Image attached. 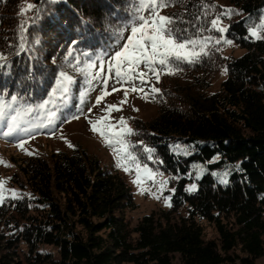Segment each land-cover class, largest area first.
<instances>
[{"label": "trees", "instance_id": "1", "mask_svg": "<svg viewBox=\"0 0 264 264\" xmlns=\"http://www.w3.org/2000/svg\"><path fill=\"white\" fill-rule=\"evenodd\" d=\"M226 1L176 0L161 10L185 36L213 37L198 62L160 73L153 86L160 92H149L155 113L133 120V148L154 149L174 190L171 207L132 224L127 211L135 202L124 177L79 146L21 160L22 179L10 180L20 198L6 193L0 204V264H173L175 254L181 264H255L264 255V40L248 31L264 19V0ZM21 2L0 0V54L8 62L0 69V93L33 105L48 98L62 70L74 84L85 82L72 67L76 57L81 67L89 58L106 59L123 42L117 30L136 6V0H32L38 11L27 19ZM227 9L236 11L224 15ZM217 16L242 54L224 55L223 42H215L222 34L211 25ZM221 70L219 88L209 91ZM172 143L190 153H175ZM193 161L229 169L227 183L206 171L187 191ZM204 223L215 239L204 237Z\"/></svg>", "mask_w": 264, "mask_h": 264}, {"label": "snow or ice", "instance_id": "2", "mask_svg": "<svg viewBox=\"0 0 264 264\" xmlns=\"http://www.w3.org/2000/svg\"><path fill=\"white\" fill-rule=\"evenodd\" d=\"M56 2V0H52ZM176 2V0H136V6L132 12L131 18L127 24L117 30V43L120 39H124V43L119 47V50L114 51V54L110 55L109 59L105 61L100 59L99 70L93 74L92 70L96 67V62L91 58L83 62V67L80 66V57H76V64L72 65L75 72L82 74L86 78V83L91 85L93 80L99 79L105 70L107 65L108 73L114 71L115 77L118 82H131L134 79H139L141 83H145L148 72L155 76L156 80L160 79V73L175 74L178 70L176 65L179 62H187L189 64L198 62L202 56L208 54L207 48L209 42L213 39L211 36H185L181 29L175 27L177 20L173 16L161 14V10L168 7L170 4ZM31 10H37V5L28 3L25 7L20 9V15H26ZM234 9H227L224 15H231ZM213 29H216L220 33L227 31L226 27L220 25V17L211 21ZM128 30L130 34L124 38V32ZM21 33L26 31L23 24L20 26ZM186 31V30H184ZM200 31H203L201 29ZM250 37L256 40H264V19L258 26H251L248 29ZM26 37L21 35L20 51L25 50ZM221 40L224 43L231 45L233 41L224 39L221 36L215 42L219 44ZM38 42V41H37ZM75 43V41H73ZM73 52L70 49L65 60L68 56H72ZM88 53H84V56H88ZM0 69L8 66L7 57L0 54ZM143 65L147 71H139L140 66ZM134 73L137 75L134 76ZM75 78L66 71H60L55 77V83L51 90L48 92V98L37 104H30L25 102L24 97L19 94H12L10 98L7 92L0 93V128L4 129L0 132L5 138H15L17 140V147L21 150L27 151L24 148L26 140L24 136H31L35 129L49 128L55 125L57 120L61 119L60 113L62 107L67 106L69 95L72 90V85L75 83ZM103 84L105 90L100 96L96 97V104H99L105 95H110L107 92L108 77L104 78ZM123 87V83L121 84ZM119 89L113 88V91ZM133 92H144L143 88L137 89L135 86L131 88ZM152 93H159L160 89L156 87L151 88ZM88 94V89H84L80 92V104L84 103V100ZM145 93V98H147ZM128 90L124 91V100L120 102H127ZM77 111L83 114V109L78 107ZM92 111L91 108L88 109ZM105 111L109 114L112 111H120L118 105H107ZM35 117V119H29V117ZM79 115H72L70 119L77 120ZM109 116H104L96 121L89 120L92 131L97 132L103 138V142L112 147L114 157L116 160V166L122 168L125 172L135 170V179L133 183L141 186V192L149 191L142 187L145 180H152L154 183L155 176L162 175V173L154 172L147 164L141 165L138 157L130 151L133 147L132 143L127 137L134 135V129L128 125L127 120L124 117H120L116 124L108 123ZM143 144V141L139 142ZM71 147L72 145L69 144ZM144 151L148 153V158L152 159L151 153L154 149L147 146L144 147ZM31 154V153H29ZM0 163H7L0 158ZM7 179L0 178V204L6 199V193H10L12 198H20L15 189H8L6 187ZM222 183H227L226 180H222ZM166 181H160L161 189L166 184ZM195 185H192L189 190H194ZM174 191V190H173ZM159 199V197H157ZM170 197L166 198V204L171 206Z\"/></svg>", "mask_w": 264, "mask_h": 264}, {"label": "rangeland", "instance_id": "3", "mask_svg": "<svg viewBox=\"0 0 264 264\" xmlns=\"http://www.w3.org/2000/svg\"><path fill=\"white\" fill-rule=\"evenodd\" d=\"M219 2L226 3V0H219ZM28 3H32V0H22L21 8L25 7ZM34 4V3H32ZM32 12L29 11L26 15H22L27 19H30L29 15ZM221 26L225 27V22H221ZM130 34L128 30H125L124 38ZM224 39L231 40L233 43L231 45L224 43L222 45V52L224 55H234L238 56L244 52V49L240 48L236 42L228 38L225 35V32L221 34ZM219 37V39L221 38ZM123 42L115 48L113 51L107 55V58L104 59L107 61L110 55L114 54V51L119 50V47L122 46ZM104 55V56H106ZM103 56V57H104ZM96 62V67L92 70L93 74L99 70V61ZM139 71H147L143 65L140 66ZM134 73V76L137 75ZM108 77V86L107 92L110 95H105L99 104H96V97L100 96L105 90L103 80ZM224 78V71L221 70L213 79L212 86L209 91L213 92L219 88L221 80ZM163 77L157 81L155 76L152 73L148 72L145 83H141L139 79H134L131 82H118L115 77L114 71L108 73L107 65H105V70L102 76L93 80L91 85L83 82L82 84H73L72 90L69 95L67 106L62 107L60 116L61 119L57 120L55 125L49 128L35 129L31 136H24L23 139L26 140L24 148L27 151L21 150L18 148L17 140L15 138L9 137L5 138L0 135V158L7 163L9 166H5L4 163H0V178H9L7 179V184L9 189H15L19 193V189L12 185L10 180L14 176L17 180L22 179V175L18 166L21 165V160L31 159L36 157H41L42 155H48L52 152L59 151H71L75 146H79L87 150L89 153L96 155L101 163L106 166H113L126 180L130 189L132 191L133 199L135 202V208L127 211V216L130 218L132 224H134L142 215L150 213L152 210L164 209L167 210L171 206L166 204V198L170 197L171 204V194L173 191L172 186L169 184V175L162 171L156 164V159H154L152 153V159L148 158V153L144 151L143 148H139V152L135 148H131L132 151L139 159L141 165L147 164L154 172L162 173V175L155 176L154 183L152 180H145V183L142 187L149 189V191L141 192V186L133 183L135 179V170L133 168L130 172H125L122 168L116 166V160L112 147L107 146L103 142V138L99 133L93 132L89 120L96 121L101 117L109 116L108 123L116 124L119 121L120 117H124L127 120L128 125L133 128V120L135 118L148 119L150 118L156 110V107L149 101V92L151 88L155 85L154 83L160 82ZM123 83V87L121 84ZM153 83V84H152ZM135 86L137 89L143 88L144 92H133L131 88ZM113 88L119 89L118 91H113ZM84 89H88V94L84 100L83 104H80V92ZM128 90L127 102L122 105L120 102L124 100V91ZM145 93H147V98H145ZM118 105L120 111H112L110 114L105 111L107 105ZM80 107L83 109V114L77 111V108ZM91 108L92 111L89 112L88 109ZM79 115L80 118L77 120H72L70 117L72 115ZM29 119H35V117H29ZM4 129L0 128V132ZM127 139L131 142L130 136ZM69 144L72 146L70 147ZM172 149L175 153H190V150H182V147L177 146L175 143L171 144ZM31 153V154H29ZM141 154L144 156L141 157ZM142 158L144 159L142 161ZM218 156H214L210 162L216 160ZM151 163L153 165H151ZM206 171L211 172L217 179L221 182L226 180L229 175V169H220L209 168L205 163L201 161H193L190 164L189 168V179L186 183V190L191 192L194 191L197 187L199 178ZM166 181L167 183L161 189L159 182ZM192 185H195L194 190H189ZM159 197V199H157ZM180 215H186L184 209H181L179 212ZM1 231V227H0ZM204 237L206 239H215L217 237L214 228L204 223ZM173 264H181L179 254H175L173 257ZM255 264H264V255L258 257L255 260Z\"/></svg>", "mask_w": 264, "mask_h": 264}]
</instances>
